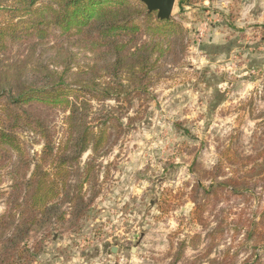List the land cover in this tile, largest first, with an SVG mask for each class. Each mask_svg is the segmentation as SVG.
<instances>
[{
    "label": "rangeland",
    "instance_id": "1",
    "mask_svg": "<svg viewBox=\"0 0 264 264\" xmlns=\"http://www.w3.org/2000/svg\"><path fill=\"white\" fill-rule=\"evenodd\" d=\"M171 17L183 27L185 51L162 62L153 100L106 101L124 132L99 159L98 194L75 226L52 225L47 237L29 240L41 246L32 264H171L182 241L176 264H264V241L247 236L254 223L264 230V175L243 195L217 185L235 170L223 165L225 151L253 160L264 150V0H194L182 9L176 0ZM70 50L67 81L95 59ZM29 53L24 46L11 55ZM52 55L46 49L43 58ZM41 114L56 140L61 113ZM21 137L31 152L40 149L34 133ZM9 185L0 184V214ZM196 202L203 221L191 220Z\"/></svg>",
    "mask_w": 264,
    "mask_h": 264
},
{
    "label": "trees",
    "instance_id": "2",
    "mask_svg": "<svg viewBox=\"0 0 264 264\" xmlns=\"http://www.w3.org/2000/svg\"><path fill=\"white\" fill-rule=\"evenodd\" d=\"M6 1L9 6L0 1V184L7 178L10 185L0 214V264H32L41 246L29 240L47 237L52 225L75 226L98 194L104 167L99 159L124 132L106 101L153 100L150 88L162 62L186 45L181 24L158 19L139 0ZM193 1L177 0V7ZM24 46L27 56L11 55ZM71 46L95 59L85 75L67 81L75 62ZM46 49L53 52L51 61L43 58ZM44 109L62 115L56 140ZM25 132L39 137L38 151L22 139ZM224 156L227 162L220 160L218 169L223 164L235 170L218 186L243 195L255 176L264 175V150L253 160L229 151ZM210 191L204 188L206 198ZM195 205L191 220L203 221V202ZM256 225L247 236L258 235L262 243L264 230ZM184 245L179 243L171 264Z\"/></svg>",
    "mask_w": 264,
    "mask_h": 264
},
{
    "label": "water",
    "instance_id": "3",
    "mask_svg": "<svg viewBox=\"0 0 264 264\" xmlns=\"http://www.w3.org/2000/svg\"><path fill=\"white\" fill-rule=\"evenodd\" d=\"M148 12L155 11L158 19H169L176 0H140Z\"/></svg>",
    "mask_w": 264,
    "mask_h": 264
}]
</instances>
